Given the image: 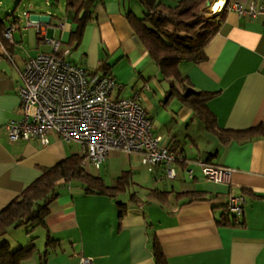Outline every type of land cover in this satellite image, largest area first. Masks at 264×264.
<instances>
[{
  "label": "crops",
  "instance_id": "obj_1",
  "mask_svg": "<svg viewBox=\"0 0 264 264\" xmlns=\"http://www.w3.org/2000/svg\"><path fill=\"white\" fill-rule=\"evenodd\" d=\"M82 1L64 0L62 16L50 11L28 12L31 17L43 16L42 20L50 16V24L44 27L47 36L60 39L62 47L69 50L68 60L81 65L89 75L95 72V77L103 75L100 63L105 61L107 72L117 83L113 97L139 93L141 105L152 121V132L160 135V143L182 160L175 163L173 180L163 178L159 169L149 171L152 180L161 186L138 185L146 189L144 199L132 191L133 197L119 202L118 195L87 193L76 181L66 184L48 204L46 226L40 227L41 232L33 242L35 252L21 264H79L81 257L92 258L93 264H155L153 238L168 264H264V137L239 139L222 135L199 117L186 102L185 92L172 79L161 75L132 29L127 14L142 16L138 0H95L90 7L92 18L82 37L77 43L71 41V32L76 29L72 15ZM219 1L223 5L215 12L214 5ZM19 3L12 10L0 8L1 27L2 23L8 24L9 12L16 10ZM59 3L60 0L45 2L51 7ZM234 3L245 9L254 5L255 15L238 14L231 8ZM262 8L264 0H209L202 9L208 12L206 16L221 12L224 16L218 32L205 47L203 61L179 64L180 73L187 77L193 90L215 93L207 101V107L220 129L264 126ZM18 22L14 44H5L15 65L0 55V210L36 180L43 169L79 153L76 144H67L55 134L43 145L39 140L11 142L3 131L5 123L20 116L17 68L22 69L28 57L51 51L37 29L26 25L22 13ZM29 30L35 32V48L21 56L18 50ZM136 155L140 165V157ZM132 161L130 168L121 170L119 176L129 171L134 187L137 170ZM198 161L229 170V174L221 182L206 180ZM105 162L106 159L98 170L90 165L94 172L84 167L102 178V170L112 174ZM188 168L193 170L192 178L186 173ZM116 179L112 184L103 180L113 186ZM155 188L171 192L165 203L147 196ZM194 190L199 191L194 199L189 200L192 195L175 198V194ZM229 195L246 197L243 214L238 218L240 226L216 222ZM121 204L125 205L123 214ZM16 229H9L3 237L11 247L31 245L28 235L20 241L10 237V230ZM46 235L55 242L47 245Z\"/></svg>",
  "mask_w": 264,
  "mask_h": 264
},
{
  "label": "built area",
  "instance_id": "obj_2",
  "mask_svg": "<svg viewBox=\"0 0 264 264\" xmlns=\"http://www.w3.org/2000/svg\"><path fill=\"white\" fill-rule=\"evenodd\" d=\"M231 8L240 15L256 13L254 5L245 9L234 3ZM260 12L264 13V9ZM29 14L22 12L26 25L37 29L51 51L28 57L22 69L17 68L20 116L4 124L3 131L8 140H39L46 145L49 136L55 134L65 143L79 147L85 166L90 164L98 170L113 151L138 154L140 164L150 172L159 169L163 178L175 179V163L182 158L163 146L161 136L152 132V121L141 105L140 94L113 97L117 83L111 75L91 77L81 65L68 60L69 50L62 47L61 40L46 34L44 27L50 24V16L42 20L40 17L43 16L36 18ZM8 15V24L0 26V55L14 64L5 44H14L19 16L13 12ZM196 163L206 180L221 182L229 174V170L200 161ZM186 173L189 178L193 177L191 168L186 169ZM245 205L244 195H229L225 209L240 217ZM79 264H93V260L81 257Z\"/></svg>",
  "mask_w": 264,
  "mask_h": 264
},
{
  "label": "trees",
  "instance_id": "obj_3",
  "mask_svg": "<svg viewBox=\"0 0 264 264\" xmlns=\"http://www.w3.org/2000/svg\"><path fill=\"white\" fill-rule=\"evenodd\" d=\"M95 0H83L78 11L72 15L76 29L71 32L70 40L78 42L82 37L85 25L91 20L90 7ZM143 8L141 17L133 13L127 14L128 21L138 37L154 59L161 75L170 78L175 86L184 91L186 102L196 110L199 117L219 134L230 137L247 139L254 136L264 137V126L257 125L244 130L220 129L216 126L215 117L207 107V101L215 93L195 91L190 87L187 77L179 71V64L183 61L200 62L205 59L204 49L224 19L223 13L206 17L208 12L202 9L209 0H138ZM100 70L108 74L106 62L100 63ZM95 77L97 73L90 74ZM84 157L79 153H72L50 168L43 169L41 175L26 186L13 200L0 210V264H21L35 252L34 238L28 247L12 248L3 237L13 227L26 225L28 229L45 227L49 214L48 204L58 195L60 188L76 181L82 184L87 193H103L116 197L128 191L132 185L129 171H124L116 179L113 186H108L102 178L86 171L83 164ZM199 191L175 194V198L192 195L189 200L198 196ZM170 191L150 189L147 196L160 203L168 200ZM133 197V193L130 194ZM125 211V205H120V213ZM239 217L223 210L216 222L219 225L240 226ZM55 242L46 235V244ZM155 264H168L156 239L151 245Z\"/></svg>",
  "mask_w": 264,
  "mask_h": 264
},
{
  "label": "rangeland",
  "instance_id": "obj_4",
  "mask_svg": "<svg viewBox=\"0 0 264 264\" xmlns=\"http://www.w3.org/2000/svg\"><path fill=\"white\" fill-rule=\"evenodd\" d=\"M3 2V5L0 6V8L3 9H13L17 2L20 1L18 7L16 10L12 11L15 13L16 16L21 17V13L23 11H32L33 13H40V12H55L58 14V16L63 15V7H64V0H60V3L57 7H51L49 5H46V0H1ZM50 1V0H48ZM207 17V16H206ZM208 18V17H207ZM22 20H24L22 18ZM36 43V35L33 30L27 31L26 37L24 39V43L22 44V48L18 50V53L21 54V56H26L29 49L34 50ZM132 96V95H131ZM140 97H142L140 95ZM74 146V145H73ZM133 157V158H132ZM133 159V167L136 168V174L134 176L135 183L134 187L131 185L130 189L117 196V198L120 200L119 202H124L127 199H129L130 194L132 191H136L137 194L141 199H144V194L146 192L145 187L151 188V187H160L161 185L158 183L156 184L155 181L152 180V177H150L149 170L146 166L142 164H138L137 162V155L134 154L133 156H130L128 154L122 153V152H110L108 154V157L106 158V162L104 165H110L111 173L115 174L114 177H110L109 173H104V170H102V178L106 181L108 184H112L113 181L117 178L116 176H119L121 170L129 169V163ZM88 171L94 172L93 168L90 167V164L87 165ZM196 168V167H195ZM140 170V171H139ZM109 171V170H108ZM139 172V173H138ZM138 185H142L145 187H139ZM175 189H178L179 186L177 183H174ZM124 200V201H123ZM146 208V207H145ZM41 232L40 227H35L34 229H28L26 225L19 227L16 230H10V237L14 240L20 241L23 237L29 236L28 239L34 238L36 240L37 235Z\"/></svg>",
  "mask_w": 264,
  "mask_h": 264
},
{
  "label": "bare ground",
  "instance_id": "obj_5",
  "mask_svg": "<svg viewBox=\"0 0 264 264\" xmlns=\"http://www.w3.org/2000/svg\"><path fill=\"white\" fill-rule=\"evenodd\" d=\"M221 5H223V1H219V2H217V3L214 5L213 10H215V12H216V11L219 9V7H220Z\"/></svg>",
  "mask_w": 264,
  "mask_h": 264
}]
</instances>
